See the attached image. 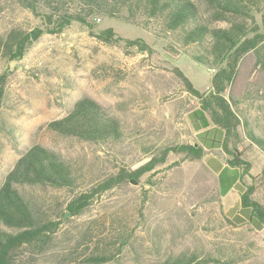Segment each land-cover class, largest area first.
<instances>
[{
	"label": "rangeland",
	"instance_id": "rangeland-1",
	"mask_svg": "<svg viewBox=\"0 0 264 264\" xmlns=\"http://www.w3.org/2000/svg\"><path fill=\"white\" fill-rule=\"evenodd\" d=\"M260 9L255 15L259 24L264 4ZM95 23L96 32L112 28L124 40H145L156 53L143 54L124 42L105 44L73 23L60 35H44L21 61L1 60L0 186L20 156L37 144L62 154L75 166L82 184L89 185L118 166L135 170L147 162L142 145L154 149L195 140L187 113L198 104L174 68L201 92L210 88L215 73L187 55L170 54L147 30L116 18H97ZM39 26L41 19L19 0H0V36L15 27ZM243 79L246 100L240 109L259 133L264 128V73L254 72L244 84ZM83 97L94 99L122 122L126 143L111 149L48 129ZM241 149L253 165L252 175L263 178L264 154L246 140ZM166 166L155 173L153 188L147 184L148 174L138 186L125 185L95 198L82 215L63 217L48 250L18 264H86L99 240V250L115 255L106 264H160L169 255L191 252H210L222 264H264V235L250 224L229 221L216 181L201 161L182 162L172 155ZM26 191L55 221L75 197L70 190L47 186ZM259 199L264 203V189Z\"/></svg>",
	"mask_w": 264,
	"mask_h": 264
},
{
	"label": "trees",
	"instance_id": "trees-1",
	"mask_svg": "<svg viewBox=\"0 0 264 264\" xmlns=\"http://www.w3.org/2000/svg\"><path fill=\"white\" fill-rule=\"evenodd\" d=\"M19 1L41 19L42 26L32 30L15 27L0 36V61H21L44 35H60L73 23L86 27L92 36L105 44L124 42L127 47L136 48L143 54L156 53L143 39L124 40L112 28L95 31L97 18H116L151 32L164 42L170 54L187 55L213 71L210 88L201 92L182 70L174 68L185 91L198 104L197 108L188 111L189 120L196 128L207 127L211 122L223 130V151L228 165L242 169V177L253 181L246 185L241 198L242 211H250L254 219L248 224L264 226V204L254 199L257 190L264 189V173L263 178L252 177V163L241 149L246 140L264 154V128L257 133L256 127L244 119L246 117L240 109L246 100L241 87L246 68L252 64L249 76L257 71L264 73V18L261 24L255 18L261 12L260 5L264 0ZM249 76L243 79V84ZM2 98L3 90L0 88V107ZM47 127L57 135L111 149L127 141L122 122L89 97L79 99L65 117L50 122ZM142 149L146 152L142 159L148 161L139 168L129 170L118 166L114 173L84 185L75 166L62 154L39 144L31 146L20 156L0 186V264H18L25 257L33 259L36 254L46 252L63 217L67 213L82 215L95 198L106 192L130 185L131 180L140 183L141 178L148 174L151 176L147 184L153 188L155 173L167 167L172 155L180 157L182 162H200L204 155L203 148L193 142L166 144L154 149L142 145ZM179 164L180 161L175 163ZM259 179L261 182L256 186ZM37 186L75 193L60 221L51 219L44 209L28 198L26 188ZM143 189L147 192L145 186ZM121 239L125 244V236ZM89 241L93 243L92 238ZM93 244L94 253L84 260L86 264H106L114 260L113 253L99 250L100 240ZM160 264H222V261L210 252L205 255L191 252L169 255Z\"/></svg>",
	"mask_w": 264,
	"mask_h": 264
},
{
	"label": "crops",
	"instance_id": "crops-1",
	"mask_svg": "<svg viewBox=\"0 0 264 264\" xmlns=\"http://www.w3.org/2000/svg\"><path fill=\"white\" fill-rule=\"evenodd\" d=\"M189 122L195 136L193 144L201 146L204 150L201 163L214 177L217 190L219 194H221L220 197L224 214L228 219L234 220L240 225L253 222L254 219L250 211H242L241 201L242 195L246 192V185H251L253 181L250 178L245 180L242 177V169L228 165V158L223 151L225 132L209 121L207 127L200 128H196L190 120ZM197 123L199 124V121H197ZM252 177H258V175H252ZM255 184L259 186L258 181L255 182ZM261 189L262 188H259L255 193V200L260 201L259 195ZM261 203L264 204L263 202ZM251 226L257 232L264 235V226L259 227L256 223Z\"/></svg>",
	"mask_w": 264,
	"mask_h": 264
},
{
	"label": "water",
	"instance_id": "water-1",
	"mask_svg": "<svg viewBox=\"0 0 264 264\" xmlns=\"http://www.w3.org/2000/svg\"><path fill=\"white\" fill-rule=\"evenodd\" d=\"M197 146V144H195ZM131 184L134 185V186H138L139 183L136 181V180H131ZM69 217H72L71 214L67 213L65 218H69Z\"/></svg>",
	"mask_w": 264,
	"mask_h": 264
}]
</instances>
